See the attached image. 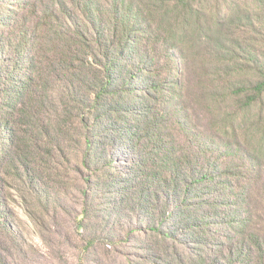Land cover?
<instances>
[{
	"label": "trees",
	"instance_id": "obj_1",
	"mask_svg": "<svg viewBox=\"0 0 264 264\" xmlns=\"http://www.w3.org/2000/svg\"><path fill=\"white\" fill-rule=\"evenodd\" d=\"M241 1L52 0L12 21L0 6L12 30L0 37L2 183L36 187V164L49 170L74 133L85 172L116 143L134 157L127 191L161 207L152 230L189 251L165 264H264V71L250 80L260 48L220 29L263 15L262 0H246L245 15ZM194 98L211 120L204 137L180 106Z\"/></svg>",
	"mask_w": 264,
	"mask_h": 264
},
{
	"label": "rangeland",
	"instance_id": "obj_2",
	"mask_svg": "<svg viewBox=\"0 0 264 264\" xmlns=\"http://www.w3.org/2000/svg\"><path fill=\"white\" fill-rule=\"evenodd\" d=\"M19 1L22 12L14 17L12 12L19 4H15V0H0V6L7 4L9 7V21L22 20L23 9L28 5L38 9V14L46 6H52V0ZM247 4L246 0L240 3L244 15L250 14L245 9ZM248 5L253 9L257 3L250 0ZM222 7L229 10L225 5ZM259 10L263 15H254L237 26L230 27L226 23L220 27L223 35L234 38L236 44L257 46L258 43L260 67L256 77L250 78L253 82L260 79L264 71V0ZM37 22L35 18L28 19L27 29L35 28ZM250 22H254V32L248 26ZM10 32L12 30L2 26L0 20V37L6 38ZM207 37L205 35L203 41H209ZM21 40L18 36L12 43ZM2 61L0 54V64ZM183 68V80L190 79L193 83L194 78L196 84L199 76L186 65ZM188 98L191 101V97ZM194 99L197 103L189 106L187 100H183L180 106L190 108L188 116L193 115V124L204 137L211 120L199 106L198 98ZM78 138L74 133L73 144L66 148V155L57 154L49 170L41 167V163L36 164V168L44 172L36 187L25 185V179L7 174L5 184L0 179V264H165L171 261L170 257L175 258L176 251L189 254L179 242L177 245L167 243L152 230L160 223L161 207L155 204L142 209L134 191H127L131 186L128 175L133 155L120 151L116 143L109 144L104 158L95 159L90 165L91 172H85L81 167L84 145ZM65 157L70 161L66 162ZM1 171L0 168V178ZM89 178H92V185L86 182ZM119 179L125 181L119 184Z\"/></svg>",
	"mask_w": 264,
	"mask_h": 264
}]
</instances>
